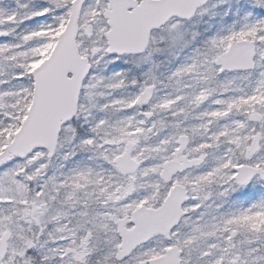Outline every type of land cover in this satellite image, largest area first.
Returning <instances> with one entry per match:
<instances>
[{
	"label": "snow or ice",
	"instance_id": "snow-or-ice-1",
	"mask_svg": "<svg viewBox=\"0 0 264 264\" xmlns=\"http://www.w3.org/2000/svg\"><path fill=\"white\" fill-rule=\"evenodd\" d=\"M0 264H264V0H0Z\"/></svg>",
	"mask_w": 264,
	"mask_h": 264
}]
</instances>
